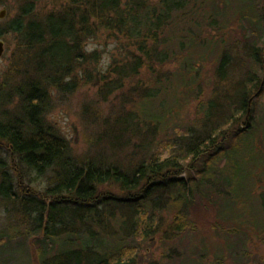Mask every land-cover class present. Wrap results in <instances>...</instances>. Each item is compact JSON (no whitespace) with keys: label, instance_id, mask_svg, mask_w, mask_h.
I'll list each match as a JSON object with an SVG mask.
<instances>
[{"label":"trees","instance_id":"obj_1","mask_svg":"<svg viewBox=\"0 0 264 264\" xmlns=\"http://www.w3.org/2000/svg\"><path fill=\"white\" fill-rule=\"evenodd\" d=\"M42 1L0 0V8L7 11L0 22V39L9 40L13 47L0 81V207L5 212L0 245L14 238L32 240L39 264H129L134 248L127 247L124 237L144 241L158 235L165 247L174 249L194 236L190 213L197 201L213 205L208 199L229 200L228 192L205 186L212 167L223 161V170L228 157L240 151L238 142L250 133L231 128L255 89L254 68L261 66L253 54L255 45L249 48V78L238 101L227 108L223 105L222 113L220 105L213 106L217 111L213 115L209 108L199 132L175 144L172 154L156 153L129 167L103 157L78 159L47 123L55 101L64 102L82 86L98 88L99 94L107 89L110 94L124 90L126 83L127 87L143 85L138 80L142 70L169 62L170 54L160 49L159 38L173 14L182 12L187 3L60 0L40 14ZM259 20L263 26L257 28L258 34L264 37V15ZM91 41L119 49L116 59L110 53L104 72L98 69L100 53L88 49ZM184 44L179 42L178 51ZM218 65V72H224L227 58L221 56ZM193 66L186 58L187 75L195 71ZM106 73L114 77L112 82ZM143 89L138 91L143 99L155 98V93ZM127 117L121 115L115 123L123 127L112 135L111 148L131 131ZM109 186L122 197L99 192ZM164 211L173 212L170 223L164 230H154L152 225H160L154 223L157 214ZM118 221L119 230L107 228ZM224 233L236 235L234 230Z\"/></svg>","mask_w":264,"mask_h":264},{"label":"rangeland","instance_id":"obj_2","mask_svg":"<svg viewBox=\"0 0 264 264\" xmlns=\"http://www.w3.org/2000/svg\"><path fill=\"white\" fill-rule=\"evenodd\" d=\"M59 1L43 0L39 13L48 12ZM185 1L186 8L173 14L170 26L159 38L163 40L160 49L174 55L171 58L169 55V62L162 67L155 65L151 71L142 70L138 80L143 81V85L138 87L133 83L127 87L126 83L124 90L108 94L106 89L103 95L98 88L82 86L64 102L55 101L47 123L68 142L78 159L103 157L129 167L156 153L168 156L173 147L176 149L175 144L199 132L204 115L211 112L209 108L213 115L217 112L215 106L220 105L219 110H223V105L238 101L251 68L248 54L251 57L252 53L248 49L255 45L261 66L254 68L256 85L250 93L253 97L248 106L249 114L245 117V111L239 113L237 124L231 128L250 133L238 142L240 151L228 157L223 170V161L212 167V176L205 186L228 192L229 200L215 198V203L214 199H208L213 205L197 201L190 213L196 229L194 236L178 242L174 249L165 247L158 235L144 241L123 237L127 247L134 248L129 264H264V37L255 34L251 26V23L257 28L263 26L255 12L262 9L263 3L262 0ZM0 40L5 48L0 59L1 81L13 47L9 40ZM179 42L185 43L180 51ZM88 49L100 53L98 69L102 72L112 59L110 53L115 59L119 55L118 47L113 51V45L104 46L96 41H91ZM221 56L227 58L224 72L222 69L218 72ZM186 58L191 59L195 69L189 75L183 69ZM105 76L109 83L113 81L111 74ZM140 87L144 88L143 92L155 93V98L143 99L142 92H138ZM126 114V122L134 132L123 133L118 147L111 148L112 135L117 136L118 128L123 127L120 124L117 128L115 123ZM134 114L139 121L134 119ZM140 146L144 148L137 149ZM99 192L122 197L115 187H102ZM172 214L158 213L154 223L160 225H152L154 230H164ZM4 216L0 207V231ZM118 223H110L107 228L117 231ZM223 230H234L236 235L227 237ZM13 240L0 245V264H39L32 240ZM230 249L234 258H231L232 253L229 255Z\"/></svg>","mask_w":264,"mask_h":264},{"label":"flooded vegetation","instance_id":"obj_3","mask_svg":"<svg viewBox=\"0 0 264 264\" xmlns=\"http://www.w3.org/2000/svg\"><path fill=\"white\" fill-rule=\"evenodd\" d=\"M256 4H257V2H255ZM262 3H263V6H262V9H260L259 8V11H261L262 12V15H264V0H262ZM259 11L257 10V9H255V12H257V14H258V17L260 18V13H259ZM256 14V13H255ZM251 26H252V31H254L255 32V34H257L258 35V33H260L259 32V29H257V27H256V24H254V23H251ZM261 31V30H260ZM249 50V49H248ZM258 50L256 49V47H254V49H253V54H254V57L255 58H257L258 57V53L259 52H257ZM260 67V66H259ZM253 96H249V98L246 100V108H245V117H247V114H249V107L248 106H250V103H251V98H252ZM230 106V103L228 104V105H226V108L227 107H229Z\"/></svg>","mask_w":264,"mask_h":264},{"label":"water","instance_id":"obj_4","mask_svg":"<svg viewBox=\"0 0 264 264\" xmlns=\"http://www.w3.org/2000/svg\"><path fill=\"white\" fill-rule=\"evenodd\" d=\"M5 18H6V10L1 9L0 10V21H3ZM4 51H5L4 43L0 40V59L2 58Z\"/></svg>","mask_w":264,"mask_h":264}]
</instances>
